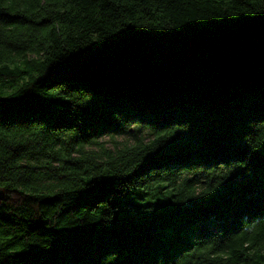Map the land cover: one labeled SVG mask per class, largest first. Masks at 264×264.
Masks as SVG:
<instances>
[{"label": "trees", "instance_id": "obj_1", "mask_svg": "<svg viewBox=\"0 0 264 264\" xmlns=\"http://www.w3.org/2000/svg\"><path fill=\"white\" fill-rule=\"evenodd\" d=\"M263 26L264 0H0V264H264V53L187 48ZM97 49L115 74L65 73Z\"/></svg>", "mask_w": 264, "mask_h": 264}, {"label": "water", "instance_id": "obj_2", "mask_svg": "<svg viewBox=\"0 0 264 264\" xmlns=\"http://www.w3.org/2000/svg\"><path fill=\"white\" fill-rule=\"evenodd\" d=\"M188 50L197 54L203 51L222 67H234L245 62L255 53H264V26L247 32L222 34L203 37L187 45ZM148 53H154L160 62L168 65L173 57V51L166 44L152 42L147 45ZM116 59L104 50L97 49L88 52L80 61L78 67L65 73L80 75L85 72H99L113 75L116 73ZM60 71V70H58ZM54 71L52 76L62 74ZM4 192L0 190V203Z\"/></svg>", "mask_w": 264, "mask_h": 264}, {"label": "rangeland", "instance_id": "obj_3", "mask_svg": "<svg viewBox=\"0 0 264 264\" xmlns=\"http://www.w3.org/2000/svg\"><path fill=\"white\" fill-rule=\"evenodd\" d=\"M133 132V129L132 127L130 128V133ZM131 136L130 135H124V136H121V137H117L116 140L118 143L120 142H124V141H127L128 139H130ZM100 141H102V144L105 148L109 149V150H112L113 148V145L111 144V142L108 140L107 137L101 139ZM262 151L264 152V146H262Z\"/></svg>", "mask_w": 264, "mask_h": 264}]
</instances>
